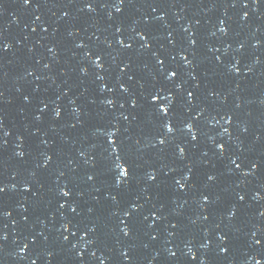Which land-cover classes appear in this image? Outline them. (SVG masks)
Segmentation results:
<instances>
[{
	"label": "water",
	"instance_id": "water-1",
	"mask_svg": "<svg viewBox=\"0 0 264 264\" xmlns=\"http://www.w3.org/2000/svg\"><path fill=\"white\" fill-rule=\"evenodd\" d=\"M0 188V264H264V0H0Z\"/></svg>",
	"mask_w": 264,
	"mask_h": 264
},
{
	"label": "snow or ice",
	"instance_id": "snow-or-ice-1",
	"mask_svg": "<svg viewBox=\"0 0 264 264\" xmlns=\"http://www.w3.org/2000/svg\"><path fill=\"white\" fill-rule=\"evenodd\" d=\"M23 2L27 5V4H29V3L31 2V0H23ZM122 2H123V0H121V3H122ZM86 7H88L89 9H91V8H92V5H91V4H87ZM118 10H119V9H118ZM118 30H119V29H118ZM221 30L223 31V29H221ZM191 43L194 44L195 41H191ZM3 47H4V48H7V47H9V45L5 44ZM161 63H162V62H161ZM98 66H99V65H98ZM171 75L174 76V75H176V73H172ZM188 95H189V97H191V96H192V93H188ZM151 100H152V101H157V100H158V96H157L156 94L152 95V96H151ZM107 103L111 104L112 101H107ZM133 106H135V103H133ZM159 110H160V112L166 114V113L170 110V105L162 104V105H160ZM59 114H60L59 111H57V112L55 113L56 116H59ZM125 119H127V117H125ZM162 127L164 128L166 134H172V133L174 132V128L171 126V124H170L169 122H165V123L162 125ZM185 127L188 128L189 130H191L192 125H191V124H186ZM225 131H227V129H225ZM113 135H115V133H109V134L107 135V138H108L109 142H110L111 144L114 145V141H113V138H112ZM191 139H192V140H196V139H197L196 135L193 134L192 137H191ZM159 143H160L161 145H164V144L166 143V140H165V139H160V140H159ZM218 147L220 148L221 151H223V145H218ZM112 150L115 152V151H116V147L113 146V149H112ZM179 152H180L181 155H183V153H184V149H183V148H180V149H179ZM19 155H23V153H20ZM50 159H51V157H46L45 162L47 163V161L50 160ZM233 163H235V161H233ZM237 167H239V165H237ZM252 167L255 168L256 165L253 164ZM116 168L120 170V171H119V176L117 177V183L119 184V183H121V182L123 181L124 178L128 177L129 172L125 169L124 165L121 164V163H117V164H116ZM185 178L187 179V178H189V177L186 176ZM89 179H92V177L90 176ZM148 179H149V180H155L156 177H155L154 175H152V173H148ZM208 179H209V180H213L214 177H213V176H209ZM176 183L179 185V187H180L181 189L185 188V185L182 184L179 180L176 181ZM25 188L27 189V185H25ZM3 191H4V189H3V188H0V192H3ZM62 195H63L64 197H68V196L71 195V193L68 192V191H62ZM240 199L242 200L243 197H240ZM113 200H115V197H113ZM203 200L207 201V200H208V197H207V196H204V197H203ZM61 207H64V205H61ZM72 211L75 212L76 209H75V208H72ZM5 215H7V213H5ZM125 215H129V213L126 212ZM153 215H155V214H153ZM234 215H235L234 212H231V211L229 212V217H230V218H231L232 216H234ZM157 218H159V217H157ZM64 227H65V229H67L68 225L66 224V225H64ZM123 231L125 232L126 235L128 234V233H127V228L123 229ZM3 238H4V237H0V239H3ZM219 238H220L221 241L226 240V237L223 236V235H221ZM65 239H67V237H65ZM255 243H256L257 245H259V244L261 243V241H260V240H255ZM227 250H228L227 248H224V247L221 248V251H222V252H226ZM33 264H35V262H33ZM202 264H203V262H202ZM257 264H259V261H257Z\"/></svg>",
	"mask_w": 264,
	"mask_h": 264
}]
</instances>
